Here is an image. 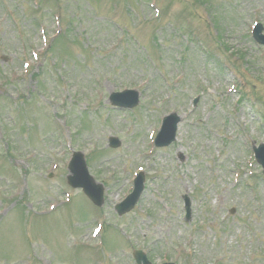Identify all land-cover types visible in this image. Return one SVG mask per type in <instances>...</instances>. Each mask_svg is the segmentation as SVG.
<instances>
[{
  "label": "rangeland",
  "instance_id": "obj_1",
  "mask_svg": "<svg viewBox=\"0 0 264 264\" xmlns=\"http://www.w3.org/2000/svg\"><path fill=\"white\" fill-rule=\"evenodd\" d=\"M37 1L0 0V264H136L135 250L153 264H264L252 149L264 143V46L252 31L264 0ZM124 89L140 92L133 111L108 101ZM170 112L186 117L178 140L155 148ZM75 151L106 188L101 208L68 183ZM140 172V204L119 217Z\"/></svg>",
  "mask_w": 264,
  "mask_h": 264
},
{
  "label": "water",
  "instance_id": "obj_2",
  "mask_svg": "<svg viewBox=\"0 0 264 264\" xmlns=\"http://www.w3.org/2000/svg\"><path fill=\"white\" fill-rule=\"evenodd\" d=\"M263 30V27L260 26L256 32V38L258 41L262 44H264V37L261 35V32ZM126 94H117L114 95V98L112 99L114 104L122 107H129L133 108L137 106L138 104V96L135 95L134 99L128 103V105L125 104ZM127 102V101H126ZM178 124V119L175 118V116L167 118L165 120V126L160 134L158 145H169L173 142L175 139L174 135L176 132V126ZM161 140H165L163 144L160 143ZM260 153V152H259ZM261 154V153H260ZM264 165V159L260 161ZM71 170L74 173V176L70 177V184L76 187H83L85 188L86 194L99 206H101V202L98 201V198L102 199V190L95 187L93 180L89 177L86 165L84 164V160L81 155H76L75 160L72 163ZM142 192V187L138 188L136 192L133 193V195L130 196L129 200L124 203L123 206L128 207V210H131L138 202L140 194ZM128 210H120V213L123 214L124 212ZM137 254V261L138 264H141L144 262V264H149L147 259L145 258L143 253H136Z\"/></svg>",
  "mask_w": 264,
  "mask_h": 264
}]
</instances>
